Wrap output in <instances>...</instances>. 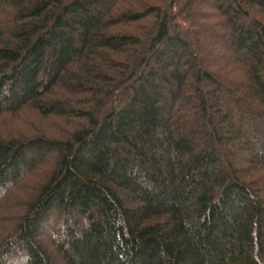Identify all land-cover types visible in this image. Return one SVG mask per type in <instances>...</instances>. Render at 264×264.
<instances>
[{
  "label": "trees",
  "instance_id": "obj_1",
  "mask_svg": "<svg viewBox=\"0 0 264 264\" xmlns=\"http://www.w3.org/2000/svg\"><path fill=\"white\" fill-rule=\"evenodd\" d=\"M26 108L64 128L0 140V264H264V0H0Z\"/></svg>",
  "mask_w": 264,
  "mask_h": 264
},
{
  "label": "rangeland",
  "instance_id": "obj_2",
  "mask_svg": "<svg viewBox=\"0 0 264 264\" xmlns=\"http://www.w3.org/2000/svg\"><path fill=\"white\" fill-rule=\"evenodd\" d=\"M54 119L52 116L44 117L30 108L17 114L0 115V140L26 139L36 136L58 138L61 136L64 124L57 123ZM7 216L9 214L6 211L0 215V231L10 227V223H6Z\"/></svg>",
  "mask_w": 264,
  "mask_h": 264
}]
</instances>
